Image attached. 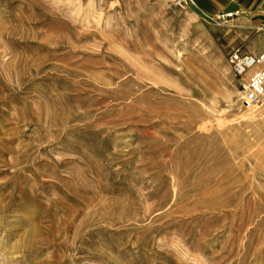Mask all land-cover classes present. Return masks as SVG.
Returning a JSON list of instances; mask_svg holds the SVG:
<instances>
[{"label": "rangeland", "instance_id": "rangeland-1", "mask_svg": "<svg viewBox=\"0 0 264 264\" xmlns=\"http://www.w3.org/2000/svg\"><path fill=\"white\" fill-rule=\"evenodd\" d=\"M219 14L0 0V264H264L254 38Z\"/></svg>", "mask_w": 264, "mask_h": 264}, {"label": "crops", "instance_id": "crops-1", "mask_svg": "<svg viewBox=\"0 0 264 264\" xmlns=\"http://www.w3.org/2000/svg\"><path fill=\"white\" fill-rule=\"evenodd\" d=\"M193 7L209 16L236 12L228 22L236 27L234 38L245 40L244 49L254 55L264 49V0H192ZM252 31L256 34L251 36Z\"/></svg>", "mask_w": 264, "mask_h": 264}, {"label": "built area", "instance_id": "built-area-1", "mask_svg": "<svg viewBox=\"0 0 264 264\" xmlns=\"http://www.w3.org/2000/svg\"><path fill=\"white\" fill-rule=\"evenodd\" d=\"M178 4L187 6L193 3L192 0H178ZM234 15L236 12H224L212 20L226 22ZM262 27H264V21ZM226 63L237 78L251 70L246 85H243L242 106L244 108H251L264 99V49L254 55L239 48H233L226 57Z\"/></svg>", "mask_w": 264, "mask_h": 264}, {"label": "bare ground", "instance_id": "bare-ground-1", "mask_svg": "<svg viewBox=\"0 0 264 264\" xmlns=\"http://www.w3.org/2000/svg\"><path fill=\"white\" fill-rule=\"evenodd\" d=\"M243 97V96H242Z\"/></svg>", "mask_w": 264, "mask_h": 264}]
</instances>
